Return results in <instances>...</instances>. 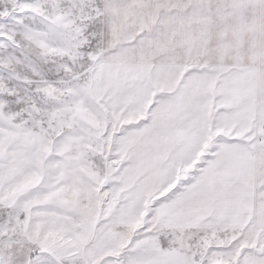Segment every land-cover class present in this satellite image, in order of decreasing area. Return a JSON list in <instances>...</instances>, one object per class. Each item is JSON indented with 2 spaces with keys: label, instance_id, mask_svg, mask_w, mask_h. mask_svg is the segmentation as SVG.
<instances>
[{
  "label": "snow or ice",
  "instance_id": "6c2138e0",
  "mask_svg": "<svg viewBox=\"0 0 264 264\" xmlns=\"http://www.w3.org/2000/svg\"><path fill=\"white\" fill-rule=\"evenodd\" d=\"M0 264H264V0H0Z\"/></svg>",
  "mask_w": 264,
  "mask_h": 264
}]
</instances>
